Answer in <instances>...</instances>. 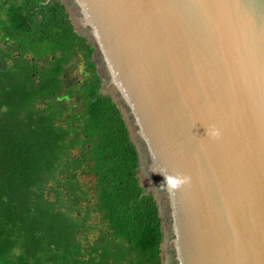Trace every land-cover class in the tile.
<instances>
[{"label":"water","instance_id":"1","mask_svg":"<svg viewBox=\"0 0 264 264\" xmlns=\"http://www.w3.org/2000/svg\"><path fill=\"white\" fill-rule=\"evenodd\" d=\"M60 1L139 152L162 264H264V0Z\"/></svg>","mask_w":264,"mask_h":264},{"label":"trees","instance_id":"2","mask_svg":"<svg viewBox=\"0 0 264 264\" xmlns=\"http://www.w3.org/2000/svg\"><path fill=\"white\" fill-rule=\"evenodd\" d=\"M94 52L60 0H0V264H162L160 207Z\"/></svg>","mask_w":264,"mask_h":264},{"label":"flooded vegetation","instance_id":"3","mask_svg":"<svg viewBox=\"0 0 264 264\" xmlns=\"http://www.w3.org/2000/svg\"><path fill=\"white\" fill-rule=\"evenodd\" d=\"M4 45L6 46V47H8V46H10V45H12V50L14 51V52H16V49H15V47L13 46V41H9V39H6V41L4 42ZM17 53V52H16ZM17 54H19V53H17ZM30 57H31V55H29ZM93 57H94V54H93ZM93 61H94V58H93ZM95 62V61H94ZM81 67V66H80ZM83 70H84V72H83V77L81 78V79H73L72 77H70L69 79H68V81H70V84H72V85H75V83H77L78 85H81L84 81H85V78H88L89 77V73L83 68ZM97 72H98V74H99V71H98V67H97ZM100 75V74H99ZM102 90V89H101Z\"/></svg>","mask_w":264,"mask_h":264},{"label":"clouds","instance_id":"4","mask_svg":"<svg viewBox=\"0 0 264 264\" xmlns=\"http://www.w3.org/2000/svg\"><path fill=\"white\" fill-rule=\"evenodd\" d=\"M167 182L172 188L179 187L181 183H183V180L179 177L177 178H172V177H166Z\"/></svg>","mask_w":264,"mask_h":264},{"label":"rangeland","instance_id":"5","mask_svg":"<svg viewBox=\"0 0 264 264\" xmlns=\"http://www.w3.org/2000/svg\"><path fill=\"white\" fill-rule=\"evenodd\" d=\"M83 67H78L77 69L73 70V72L71 73V76H73V79H81L83 77Z\"/></svg>","mask_w":264,"mask_h":264}]
</instances>
